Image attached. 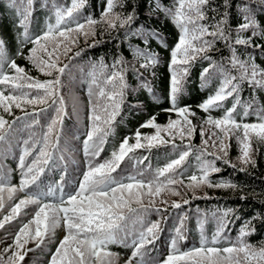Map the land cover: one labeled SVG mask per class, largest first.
I'll use <instances>...</instances> for the list:
<instances>
[{"label": "snow or ice", "instance_id": "snow-or-ice-1", "mask_svg": "<svg viewBox=\"0 0 264 264\" xmlns=\"http://www.w3.org/2000/svg\"><path fill=\"white\" fill-rule=\"evenodd\" d=\"M213 2L172 0L171 6H165L161 0H151L150 11L163 13L178 30V39L169 50L171 107L164 109L175 113L178 118H170L167 125H160L155 116L150 117L140 128L154 129L153 134H142L138 128L134 137H124L118 148L111 152L110 159L99 163L89 162L78 187L66 191L63 177L55 186L47 185L46 190L39 183L40 177L50 167L66 160L61 140L64 136V118L68 112L60 90L63 86L61 78L68 64L61 66V57L67 56L79 35L82 34L85 39L94 36L97 24H103L110 31L124 29L126 40L131 37L142 39L145 45L143 48L140 45H129L133 60L139 63V68H155L160 63L159 54L147 48L149 39H155L162 47L168 46L158 31L132 28L138 13L134 5H128V0H105L100 17L95 19L91 15L84 16L83 23L80 19L88 0H70V4H58L52 0L49 8L51 15L39 34L30 32L34 0H8L7 8L17 18L15 26L22 29L17 36L16 55L23 56L34 69L51 78L41 81L28 75L25 68L9 56L6 42L0 37V110L9 116L13 114V108L24 113V116H18L12 121L0 114V148L5 145L11 148V139L18 131L15 127L17 121H23L21 127L28 130L40 125L37 107L44 106L40 107V112H46L51 107L55 115L46 125H40L38 133L30 131L28 138L20 141L23 147L18 160L21 175L19 184H10L7 176L0 171V230H5L6 224H11L18 217H30L26 221H19L12 242L0 249V264H23L28 252L35 250L27 245L34 243L36 249L43 250L42 246L47 247L46 241L55 243V233L61 226L65 235L51 253L48 264H118L119 254L108 251L112 244L133 249L125 264H133L134 261L135 264H264V242L255 246L247 240L256 231L251 220L241 225L234 239L225 235L230 223L227 219L232 211L230 209L219 214L212 213L216 218V229L211 237L205 234L203 223L197 221L199 246L192 245L181 250L180 242L187 241L186 229L181 220L174 229L169 253L160 261L145 258L148 254L147 246L154 244L161 232L159 221L146 219L149 209L159 211L156 198H160L161 204H167L169 202L162 198V193L182 197L174 185L192 190L194 198L195 191L204 186L235 188L236 185L229 181L219 180L214 183L210 179L213 174L221 171L216 161L231 163L226 159V141L235 137L240 151L238 159L243 164L253 163V139L264 143V105L259 104L255 95L257 91H264V68L256 63L252 53L249 52L246 59L238 54V46H242L245 51L262 47L254 44L253 38L264 39V26L258 19L259 15L264 14V0H236L235 3L233 0H223V11L213 7ZM44 6L48 7V4ZM209 12L214 15L209 17ZM233 20L236 21L235 26ZM218 42L224 44L229 55L222 61L214 62L208 53ZM28 44L32 47L25 55L23 48ZM75 55L79 56L80 52ZM197 60L209 61V67L203 68L200 74L202 88L209 82L210 73L219 78V86L214 94L197 106L201 111L209 113L203 125L215 129L204 138L206 129L201 126L202 146L196 155L199 175H190V182L184 184L182 177L186 169H183V165L193 151L192 145L188 144L180 150L177 158L170 159L150 174L140 170L125 175L122 171L114 176L113 173L117 172L126 157L136 159L137 164L147 159L129 156L138 149L150 151L169 143L176 149L178 146L174 141L177 137L181 141L192 139L196 126L190 117L196 114L189 105L178 106V98L183 94L190 68ZM139 68L121 54L111 66L101 58L87 71L86 119L89 123L82 143L85 155L91 160L99 157L108 138L113 135L116 119L129 91L127 74L131 69L142 76ZM244 84L253 90V95L242 101ZM141 87L152 93L146 80H142ZM229 98L231 107L226 108L224 102ZM28 107L32 111H28ZM238 108L242 112H237ZM220 109H224L221 117L211 116L212 110ZM250 115L256 117V123L243 122ZM236 116H240L239 121ZM28 117L30 119H26ZM133 138L135 143L129 144ZM209 147L213 151H208ZM206 156L213 159H207ZM231 166L235 167L234 164ZM57 192L59 195H56ZM17 193H23V198L13 202L17 199ZM183 203L188 201L183 200ZM29 206H34L32 211H24ZM171 206L180 208L181 203L173 201ZM4 239L7 237L0 238V243ZM222 244L226 246L221 247Z\"/></svg>", "mask_w": 264, "mask_h": 264}, {"label": "trees", "instance_id": "trees-1", "mask_svg": "<svg viewBox=\"0 0 264 264\" xmlns=\"http://www.w3.org/2000/svg\"><path fill=\"white\" fill-rule=\"evenodd\" d=\"M104 2L105 0H88L86 7L82 10L80 22L83 23V17L87 15L98 19L103 10ZM233 2L235 3L236 0H233ZM7 3L8 0H0V37L6 42L9 56L15 59L19 66L24 67L28 75L41 81L50 79L51 77H46L34 69L23 56L16 55L18 47L17 36L22 32V29L15 26L17 18L7 8ZM45 3L48 4V7L44 6ZM51 3L52 0H34V11L30 25L31 33L39 34L44 29L45 22L51 15L49 10ZM56 3L70 4V0H56ZM161 3L165 6H171L172 0H161ZM128 5H134L138 13L137 21L132 25V28L143 29L145 31H158L163 36L168 47H162L155 39H149L147 48L159 54L160 63L155 68L143 69L139 68V63L133 60L129 45H140L142 48L145 45L139 37H131L126 40L124 29L110 31L106 30L103 24H97L95 25L94 36H90L87 39L82 34L78 36L77 43L71 46V51L67 53L66 57L62 56L60 61L61 66L68 64V69L61 78L63 86L60 90L68 112V115L64 118V136L61 140V146L64 148L66 160L60 162L57 166L50 167L40 177L39 183L41 188H45V190L47 185L55 186L60 183L61 177H63V182L66 185V191L69 188H77L78 182L83 178L82 173L87 171L89 162L99 163L110 159L111 152L115 148H118L124 137H134V133L138 128L142 134H153L154 129L140 128V125L150 117L155 116L156 122L160 125H167L170 118H178L175 113L164 111V109L171 107L169 100V50L178 39V30L163 13L150 11L151 0H128ZM213 7H218L223 11V0H214ZM127 10L130 11V7ZM117 11H121V9H117ZM230 11L234 12L235 9H230ZM208 15L211 17L214 14L209 12ZM258 19L261 25L264 26V14L259 15ZM235 23L236 21L233 20V26H235ZM245 35L248 34L246 33ZM253 43L259 44L262 47L249 48L245 51L242 46H238V54L242 59H246L247 54L249 52L252 53L255 56L256 63L264 68V39L255 37L253 38ZM31 47L32 45L28 44L23 48L25 55H27ZM76 52H80V55L76 56ZM121 54L126 60L136 64L142 76L137 75L131 69L129 70L127 74L129 91L121 113L116 119L114 133L108 138V142L104 145V151L100 153L99 157L91 160L85 155L82 143L85 139L84 133L89 123L86 119L88 104L87 89L89 82L86 73L90 66L94 62H98L101 58H103L106 64L111 66L114 59ZM208 54L214 62H218L224 60L229 55V50L223 43L218 42L216 47ZM205 67H209V61L207 60H197L192 64L184 85V92L178 98V106L183 107L189 105L191 106V111L196 114L190 117L193 125L196 126V131L192 139L190 141L188 139L181 141L177 137L174 141L175 145L178 146L176 149L173 148L172 143L152 148L150 151L147 149H138L130 153L129 156L138 159L147 157V159L143 160V163L137 164L136 159L126 157L121 163L120 168L117 169V172L113 173L114 176L119 175L122 171L125 175L135 174L140 170H144L146 174H150L157 167H162L170 159L177 158L180 150L188 144L192 145L193 151L183 165V169H186L182 177L184 184L190 182L188 180L190 175H199L196 155L198 154L197 150L201 149L202 146V137L200 135L201 126L209 113L201 111L197 106L206 100L209 95L214 94L219 86V78L210 73L209 82L203 88L201 87L200 74ZM142 80H146L149 83L152 88L151 94L141 87ZM242 88V101L250 99L253 95V90L247 84H244ZM255 95L258 97L259 104L264 105V91H257ZM224 105L226 108L231 107V98L225 101ZM40 107L44 106H39L36 109L39 112L40 125H46L55 113L51 107L46 112H40ZM27 110L32 111V108L28 107ZM223 112L224 109L212 110L210 114L214 118H219L223 115ZM237 112H242V109L238 108ZM0 114H3L5 119L9 121L15 120L18 116H24V113L16 108H13V114L11 116L7 113H2V110H0ZM236 118L238 121L240 120V116H236ZM26 119H30V117ZM243 122L256 123L257 120L254 115H250ZM22 124L23 121H17L15 125L18 131L11 139V148L8 149L7 145L0 148V171L7 176L9 183L12 185H18L21 179L18 160L23 145L20 141L27 139L30 131H36L38 133L41 130L40 125H37L35 129L28 130L21 127ZM203 126L206 129L204 138H207L215 129L207 125ZM162 135L166 139L168 138L166 134L162 133ZM133 143H135L134 138L129 140V144ZM226 143L228 144L226 159H236L237 163L234 164L235 167H232V163L225 164L223 160L216 161V166L221 171L213 174L210 179L214 183L219 180H226L236 185V187L222 189L204 186L195 191L194 198L192 190L181 185H174L173 187L181 192L183 199L181 196L162 193V198L169 203L161 204L159 202L160 198H156V208L159 211L149 209L146 216L148 221H159L161 226L159 238L154 244L147 246L148 254L145 257L146 259L160 261L169 253L170 241L175 235L174 229L179 226L181 220L184 222L186 229L185 235L187 237L186 242H180L179 244L181 250L192 245L199 246L200 231L197 226V221L199 220L203 223L205 234L211 237L216 229V218L213 217L212 213L216 212L219 214L229 209L232 211L227 218L230 223L225 232L226 236L234 239L241 225L251 220L256 231L248 236L247 240L255 246H259L261 242H264V143L253 139V163L249 164H243L238 159L240 151L234 136L230 137ZM208 151H213V149L209 147ZM206 158L213 159L211 156H206ZM30 159L31 157H29ZM23 195V193H17V199L13 202H18V199L23 198ZM56 195H59V193L57 192ZM183 200H187L188 203H183ZM173 201L181 203V207L173 208L171 206V202ZM135 206L133 205V207ZM33 207L29 206L24 211L31 212ZM29 218L25 216L18 217L11 224H6L5 230H0V238L7 237L3 243H0V249L12 242L14 233L18 230L19 221L21 219L26 221ZM64 235L65 232L61 226L55 233V243H48L46 241L47 247L42 246L43 250L36 249L34 243H29L27 247L35 250L28 252L23 264H48L51 253L55 251L57 244ZM220 246L223 247L226 245L222 244ZM132 250V248H126L119 244H112L108 247V251L119 254L118 264H125ZM133 264H135V261Z\"/></svg>", "mask_w": 264, "mask_h": 264}, {"label": "rangeland", "instance_id": "rangeland-1", "mask_svg": "<svg viewBox=\"0 0 264 264\" xmlns=\"http://www.w3.org/2000/svg\"><path fill=\"white\" fill-rule=\"evenodd\" d=\"M228 160H229L232 164H236V163H237V160H236V159L229 158Z\"/></svg>", "mask_w": 264, "mask_h": 264}]
</instances>
